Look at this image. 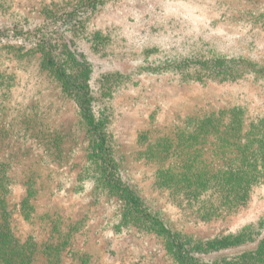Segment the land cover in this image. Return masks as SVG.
I'll use <instances>...</instances> for the list:
<instances>
[{
	"label": "rangeland",
	"instance_id": "obj_1",
	"mask_svg": "<svg viewBox=\"0 0 264 264\" xmlns=\"http://www.w3.org/2000/svg\"><path fill=\"white\" fill-rule=\"evenodd\" d=\"M82 1L0 0V25L36 27ZM87 25L100 52L83 41L78 47L92 81L127 78L112 87L110 128L126 184L182 237L206 242L264 227L258 177L228 185L222 203L204 189L221 191L214 176L249 172L254 164L246 160L263 156L264 80L207 81L209 70L182 66L214 56L264 66V0H107ZM38 56L0 46V163L11 167L5 192L17 237L61 247L57 261L43 254L36 264H178L156 234L121 225L123 205L99 188L77 108ZM36 123L43 136L58 130L63 148L51 153L19 137V126Z\"/></svg>",
	"mask_w": 264,
	"mask_h": 264
},
{
	"label": "trees",
	"instance_id": "obj_2",
	"mask_svg": "<svg viewBox=\"0 0 264 264\" xmlns=\"http://www.w3.org/2000/svg\"><path fill=\"white\" fill-rule=\"evenodd\" d=\"M106 1L83 0L67 10L48 16L36 27H32L28 20L25 25L16 24L14 27L0 25L1 49L18 56L39 55L40 67L58 82L63 94L73 101L89 138L87 158L96 167L99 188L107 196L118 198L123 205L121 225H132L142 232L156 234L164 241L168 253L178 264H264L262 225L247 227L238 234L214 241H195L182 237L169 228L157 213L148 209L145 200L124 181L119 161L114 156L110 128L114 99L112 87L122 84L127 78L109 73L97 81H92V64L78 47V43L83 41L96 53L100 52L98 34L89 33L87 21L89 14ZM182 66L209 70L204 75L207 81H233L247 75L264 80V66L244 58L214 56L204 62L183 61ZM121 81L123 82L120 83ZM41 126L43 125L39 123L21 125L17 132L21 138H35L32 142L42 145L47 152L61 150L65 137L53 128L43 136L40 134ZM259 150L264 152V147ZM241 157L236 158L242 160ZM246 162H252L254 169L245 173L229 171L222 175L218 173L221 177L214 176L211 181L215 182L221 191L212 193V187L204 188L208 193L207 198L220 193L216 198L222 203L226 199L223 192L229 189L228 185L239 183L238 187L243 188L249 185L246 177L256 176L264 182V154L247 159ZM8 166H11L10 162ZM5 167V164L0 163V264H36L43 254L51 256L53 262L57 261L61 247H55L53 244L40 246L34 239L23 241L17 237L8 213L5 192L8 179L6 171L11 167L4 171ZM255 241L258 243L253 250L233 256L224 255L227 250Z\"/></svg>",
	"mask_w": 264,
	"mask_h": 264
}]
</instances>
